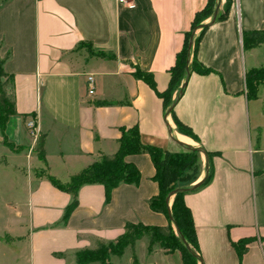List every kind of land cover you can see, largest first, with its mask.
I'll return each mask as SVG.
<instances>
[{
    "label": "crops",
    "instance_id": "crops-1",
    "mask_svg": "<svg viewBox=\"0 0 264 264\" xmlns=\"http://www.w3.org/2000/svg\"><path fill=\"white\" fill-rule=\"evenodd\" d=\"M129 1L130 9L116 0H0V59L12 78L6 92L14 103L0 133V173L22 201L14 227L0 235L1 264H75L76 252L94 249L97 241L114 242L127 223L168 225L148 205L158 185L146 154L124 157L140 172L138 185L120 184L108 202L102 185L82 186L66 223L72 197L46 179L66 183L114 154L119 129L132 126L144 145L177 152L181 147L173 140L181 138L213 154L210 181L183 196L202 264H264V85L253 100L246 99L243 85L246 71L264 65V43L246 49L241 43L242 32L264 30V0H233L226 18L199 39L196 59L212 72L190 73L173 105L199 144L177 132L161 100L132 73L150 74L155 91H164L183 33L206 0ZM81 43L114 59L90 56ZM29 116L43 135L45 165L24 128ZM203 177L204 169L198 180L179 188ZM244 238L251 241L238 258L232 243ZM147 247L146 239L136 243L135 264H181L179 252L156 246L148 253ZM108 264L134 263L126 250Z\"/></svg>",
    "mask_w": 264,
    "mask_h": 264
},
{
    "label": "trees",
    "instance_id": "trees-1",
    "mask_svg": "<svg viewBox=\"0 0 264 264\" xmlns=\"http://www.w3.org/2000/svg\"><path fill=\"white\" fill-rule=\"evenodd\" d=\"M233 0H225L221 10H217L214 22L222 21L226 18L229 8ZM217 0H206L202 9L197 11L187 31L183 33V42L181 49L174 57L173 65L168 70V83L164 91L158 93L155 91V85L152 76L135 69L132 76L144 82L161 100L164 112L174 103L179 88L185 80V68L187 67L189 74L207 75L212 72L211 69L201 65L196 59V51L200 37L209 27L198 29V27L207 19H210ZM213 22V23H214ZM197 31V33H196ZM190 47L188 48L189 40ZM241 43L243 48H252L264 43V30L248 31L241 33ZM78 47L86 48L90 56L100 59L113 60L112 54L102 52H91L90 47L83 43ZM4 59H0V133H3L6 119L14 113V103L12 95L7 94L6 88L11 85V76L4 73L2 69ZM244 94L247 100L256 98L257 88L264 85V65L250 69L243 75ZM175 97L171 99L172 94ZM97 105H106L99 102ZM168 115L171 117L173 124L179 134L190 138L199 144V140L192 133L189 127L182 124L174 115L173 108ZM25 117H23L24 119ZM120 137L118 139L117 150L112 155L100 157L99 160L92 162L79 173L70 177L66 183L60 182L51 175H46V179L57 190L71 195L72 201L65 208L63 223H66L72 211L77 207V193L82 186L85 185H102L104 188L105 201L110 200L112 191L120 184L138 185L140 182V172L131 163H126L124 157L127 155L146 154L155 170L152 180L158 185V194L148 200L149 208L159 214H163L168 218V225L163 227L146 226L141 223H127L124 227V233L120 235L114 242L97 241L94 249H84L75 253V264H108L109 259L114 257H122L126 250L132 255V261L137 262L135 254L136 243L142 239L148 242L147 251L151 253L153 248L159 246L168 252H179L181 256V264H198L195 256L191 255L183 245L175 228L178 229L180 235L188 243L191 250L199 253L198 242L193 225L190 210L183 202V196L186 194L176 193L172 196L171 204L167 200L168 196L177 188L178 183L188 179L189 169H194L196 164L200 162L199 153L196 150L182 149L180 153H169L159 147L153 145H144L140 142L139 133L136 126L130 128H120ZM43 135H38L35 152L37 158L45 165L43 153ZM200 147V146H198ZM201 148V147H200ZM204 151V150H203ZM208 160V177L199 186L198 189L206 185L211 179V170L209 168V159L213 155L204 151ZM196 189V190H198ZM195 190V191H196ZM171 216V220L169 219ZM251 240L244 238L236 243H232L238 258H241L246 250L247 244Z\"/></svg>",
    "mask_w": 264,
    "mask_h": 264
},
{
    "label": "rangeland",
    "instance_id": "rangeland-1",
    "mask_svg": "<svg viewBox=\"0 0 264 264\" xmlns=\"http://www.w3.org/2000/svg\"><path fill=\"white\" fill-rule=\"evenodd\" d=\"M37 140L34 144V150L36 148ZM166 151V150H165ZM181 149H177V152H169V153H180ZM199 158H202L199 154ZM188 179L178 183V186H188L194 183L200 176L203 175L202 163L199 162L196 164L194 169L187 170ZM6 179L0 173V235H4V231L8 229V227H14L12 223L15 219V210H20L19 205L22 201L16 200L14 195L10 193V185L6 183ZM13 201V206L10 203ZM180 254V253H179ZM1 255V254H0ZM181 257V256H180ZM2 257L0 256V264Z\"/></svg>",
    "mask_w": 264,
    "mask_h": 264
},
{
    "label": "water",
    "instance_id": "water-1",
    "mask_svg": "<svg viewBox=\"0 0 264 264\" xmlns=\"http://www.w3.org/2000/svg\"><path fill=\"white\" fill-rule=\"evenodd\" d=\"M219 3H220V0H217V3H216V5H215V7H214V10H213V12H212V15H211V17H210V19H209L210 21H209V23H208L207 25H210V24H212V23L214 22L215 15H216L217 10H218V8H219ZM205 25H206V24H202V25H200V26L198 27V29L204 27ZM190 44H191V39L189 40L188 48L190 47ZM185 77H186V78H185V80L183 81V83L181 84V86H180V88H179V91H178V93H177V96L175 97V101L181 96L182 91H183V89H184V87H185V84H186L187 78L189 77V72H188L187 67L185 68ZM175 101H174V103H175ZM174 103H173V104H172V105H171V106L165 111V114H166V115H168L169 111L173 108ZM173 141H174L177 145H179V147H181L182 149H186V150H196L199 154H201V155L203 156V162H204V164H203L204 177H203L200 181H198L196 184H194V185H192V186H190V187H187V188H177L176 190H174V191L168 196V198H167L168 201H169L170 198H171L174 194H176V193H182V192H184V193H187V192H193V191H195L196 189H198L199 186H200V185H201V184L207 179V177H208V173H209V170H208V160H207V157H206V155H205V153H204V151H203L202 148H200V147H193V146H190V145H187V144L181 143V142H179V141H177V140H173ZM169 219H170V220L172 219L170 215H169ZM175 231H176V233L179 235V237H180V239H181L183 245H184L185 248L187 249V251H188L191 255H193V256H195V257L197 258L198 263L202 264V260H201V258L198 256V254H195V253L191 250L190 246H189L188 243L184 240V238L180 235V233H179V231H178L177 228H175Z\"/></svg>",
    "mask_w": 264,
    "mask_h": 264
},
{
    "label": "built area",
    "instance_id": "built-area-1",
    "mask_svg": "<svg viewBox=\"0 0 264 264\" xmlns=\"http://www.w3.org/2000/svg\"><path fill=\"white\" fill-rule=\"evenodd\" d=\"M116 2H117V4L125 5V7L129 8V9L133 7L132 3L129 0H116ZM92 82H93L92 77L90 75L86 76V79H85V83L87 86L86 93L88 95H91L93 93V89L91 86ZM23 123H24V128H25L28 136L31 138L32 143L35 144V142L38 138V135H37V128H36L35 121H34L33 117L29 116V117L25 118Z\"/></svg>",
    "mask_w": 264,
    "mask_h": 264
},
{
    "label": "bare ground",
    "instance_id": "bare-ground-1",
    "mask_svg": "<svg viewBox=\"0 0 264 264\" xmlns=\"http://www.w3.org/2000/svg\"><path fill=\"white\" fill-rule=\"evenodd\" d=\"M179 140H180L181 142H185V141H184L183 139H181V138H180Z\"/></svg>",
    "mask_w": 264,
    "mask_h": 264
}]
</instances>
